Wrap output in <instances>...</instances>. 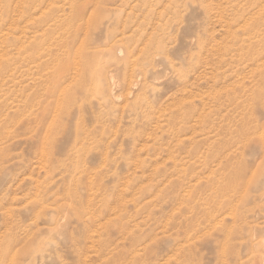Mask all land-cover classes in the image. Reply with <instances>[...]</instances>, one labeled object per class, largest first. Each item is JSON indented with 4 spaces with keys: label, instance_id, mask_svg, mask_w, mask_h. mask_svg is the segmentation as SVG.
<instances>
[{
    "label": "rangeland",
    "instance_id": "374dc122",
    "mask_svg": "<svg viewBox=\"0 0 264 264\" xmlns=\"http://www.w3.org/2000/svg\"><path fill=\"white\" fill-rule=\"evenodd\" d=\"M263 256L264 0H0V264Z\"/></svg>",
    "mask_w": 264,
    "mask_h": 264
},
{
    "label": "bare ground",
    "instance_id": "6f19581e",
    "mask_svg": "<svg viewBox=\"0 0 264 264\" xmlns=\"http://www.w3.org/2000/svg\"><path fill=\"white\" fill-rule=\"evenodd\" d=\"M75 155V154H74ZM255 253V252H254ZM264 257V256H263Z\"/></svg>",
    "mask_w": 264,
    "mask_h": 264
}]
</instances>
